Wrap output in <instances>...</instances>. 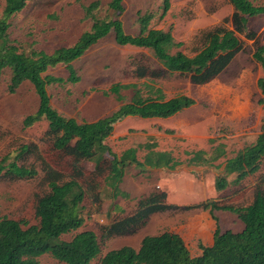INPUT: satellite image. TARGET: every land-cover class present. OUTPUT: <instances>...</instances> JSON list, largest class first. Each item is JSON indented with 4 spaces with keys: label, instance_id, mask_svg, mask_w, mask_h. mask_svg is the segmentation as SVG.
Masks as SVG:
<instances>
[{
    "label": "rangeland",
    "instance_id": "obj_1",
    "mask_svg": "<svg viewBox=\"0 0 264 264\" xmlns=\"http://www.w3.org/2000/svg\"><path fill=\"white\" fill-rule=\"evenodd\" d=\"M94 1L100 3L95 10L96 17L115 15L109 8L111 0H29L12 19L11 37L28 51L42 49L50 53L58 47L73 45L93 24L85 7ZM169 1L170 6L164 12V0H124L125 11L120 18L126 32L138 34L139 15L152 13L150 27L171 30L175 40L183 43L173 51L180 49L192 55L200 46L196 38L198 32L220 24L234 11L229 0ZM252 1L264 3V0ZM4 6L5 1L0 0V16ZM250 26L264 43V15L251 18ZM240 38L243 49L216 80L200 85L192 82L189 76L172 74L156 78L152 83L162 88L166 98L182 94L193 97L196 100L194 106L169 118L144 119L127 115L115 123L114 132L106 143L118 156L136 147L142 161L150 149L167 150L178 162L145 167L149 168L146 171H141L138 164L131 162L126 166L120 185L122 195L116 199L110 197L111 188L103 185L104 198L99 205L94 193H89L85 200V222L78 231L95 230L103 244L104 254L124 245L138 248L146 235L174 231L184 237L192 254L196 255L200 241L195 226L202 219V210L187 208V205L215 201L220 205L245 206L253 201L257 191H264V163L257 173L238 185L231 184L222 191L214 187L217 177L224 174L226 159L254 143L264 126V95L258 86L263 69L253 57L254 41L244 35ZM135 60L159 66L152 50L119 45L111 31L73 63L79 81L48 87L53 106L65 116L93 121L118 111L130 101L134 90L125 91L127 97L124 100H118L113 93H104L115 83H137L142 94L148 96L147 84L151 82L133 75L132 63ZM49 72L65 78L68 76V71L61 65L50 68ZM10 76L9 69L0 75V158L9 156L13 159L24 145H30V152L20 163L35 167L37 174L28 179L0 178V217L27 218L35 223L38 198L49 191L51 181L62 182L69 178L74 170L72 165L76 154L72 147L58 150L53 146L46 120L30 126L24 124L25 117L37 110L38 96L29 81L10 92ZM220 143L226 150L223 157L214 163L189 164L188 152L205 149L212 154ZM147 145L154 147L148 148ZM108 157L112 158L111 155ZM83 165L86 171L95 168L91 161H85ZM105 170L101 167L97 173L102 174ZM234 178L235 174H232L228 180L232 182ZM154 189L167 193L164 203H170L171 207L150 214L143 222L139 218L143 212L139 211L140 203L136 201L141 196L150 195ZM113 203L120 204L123 210L113 208ZM214 213L222 230L238 231L244 226L235 213L226 210H215ZM104 233L108 234L105 239ZM63 238L71 239L72 234H65ZM39 259L42 264H66L50 254H43ZM98 261L95 259L91 264H98Z\"/></svg>",
    "mask_w": 264,
    "mask_h": 264
},
{
    "label": "trees",
    "instance_id": "obj_2",
    "mask_svg": "<svg viewBox=\"0 0 264 264\" xmlns=\"http://www.w3.org/2000/svg\"><path fill=\"white\" fill-rule=\"evenodd\" d=\"M5 6L0 16V75L6 69L11 71L8 89L15 92L25 81H29L38 96L37 110L26 116L24 124L30 126L35 122L46 120L48 131L53 137V146L58 150L73 148L76 157L73 173L65 181H51L49 191L40 196L35 209L36 222L27 218L0 217V264H42L39 257L50 254L66 264H91L98 259V264H264V191H257L251 203L245 206L220 205L215 201H204L187 208L209 209L217 222L212 245L199 242L201 253L193 255L183 236L174 231L143 237L138 248L124 245L103 253V244L93 229L78 231L84 225L85 200L89 193L102 203L103 185L111 188V196L116 199L123 194L121 183L129 163L138 164L141 171L145 167H161L164 163L178 162L170 151L150 149L141 161L136 147L125 150L118 156L106 143L113 134L115 123L124 116L132 115L140 118H168L193 106L196 100L189 95H177L166 98L161 87L152 83L156 78L179 74L189 76L196 84H205L215 79L243 48L240 36L244 35L254 41V59L263 69L258 86L264 95V43L250 26L255 16L264 15V3L256 4L252 0H229L234 12L220 24L201 29L196 38L199 47L190 55L180 48L171 30L150 27L152 13L139 15L140 32L129 34L120 18L125 11L124 0H111L110 10L114 16L98 18L95 10L100 6L94 1L85 7L93 24L85 30L70 46H61L52 52L42 49L26 50L11 37L12 19L21 12L29 0H4ZM170 6L164 0V12ZM231 25V27H230ZM113 31L115 41L122 46H135L150 49L159 66L143 64L135 60L133 75L138 79H148L150 94L145 96L137 83H115L105 94L113 93L118 100L126 99L125 91L134 90L129 102L116 112L102 116L93 121H79L59 112L52 104L48 87L52 84L80 80L74 62L99 40ZM63 66L68 71L65 78L49 72L50 68ZM148 148L154 145H147ZM30 145H24L21 152L13 159L9 156L0 158V178L10 180L28 179L37 174L33 166L20 163L25 154L30 152ZM225 147L222 143L209 154L205 149L190 151L189 164L198 165L214 163L223 157ZM112 158H109L108 155ZM91 161L95 168L86 171L83 163ZM264 163V126L256 141L240 149L235 156L226 159L224 174L217 177L214 187L218 191L227 189L231 184L238 185L245 178L257 173ZM84 166V167H83ZM105 167L102 174L97 170ZM105 173L106 174L105 176ZM86 174L88 177H85ZM235 174L232 182L229 176ZM88 183L91 187L87 188ZM162 189H154L150 195L141 196L139 216L146 222L148 216L157 211L171 207L164 203L167 193ZM113 208L123 210L120 204L113 203ZM215 210H226L235 213L242 220L241 230H222ZM110 214V212H109ZM111 215V214H110ZM136 216V215H135ZM72 234L71 239L63 235ZM108 234L104 233L103 239Z\"/></svg>",
    "mask_w": 264,
    "mask_h": 264
},
{
    "label": "crops",
    "instance_id": "obj_3",
    "mask_svg": "<svg viewBox=\"0 0 264 264\" xmlns=\"http://www.w3.org/2000/svg\"><path fill=\"white\" fill-rule=\"evenodd\" d=\"M230 2V1H229ZM231 3V2H230ZM233 9H234V6L233 4L231 3ZM234 12V11H233ZM232 15V14H231ZM253 18V17H252ZM243 49V48H242ZM241 49V50H242ZM240 50V51H241ZM229 66V65H228ZM227 68V67H226ZM225 70V69H224ZM223 70V71H224ZM222 71V72H223ZM221 72V73H222ZM220 73V74H221ZM219 74V75H220ZM218 75V76H219ZM218 76L213 79L212 81L216 80L218 78ZM211 82V81H210ZM209 83V82H208ZM202 85V84H200ZM261 91V90H260ZM195 105V104H194ZM193 105V106H194ZM192 107V106H191ZM190 108V107H189ZM188 109V108H187ZM172 117V116H171ZM169 118V117H168ZM151 119V118H150ZM159 151V150H158ZM167 151V150H165ZM191 190V189H189ZM202 210V212H200L201 216H202V219L198 222V225L195 226L196 228V235L199 239L200 242H202L204 245H212L213 242H214V233H215V230L217 228V222L216 220L213 218L212 214L210 213L209 210H206L205 208H200ZM208 212V213H206ZM179 233V232H178ZM184 238V237H183ZM185 240V239H184ZM199 253H201V249L199 250Z\"/></svg>",
    "mask_w": 264,
    "mask_h": 264
}]
</instances>
